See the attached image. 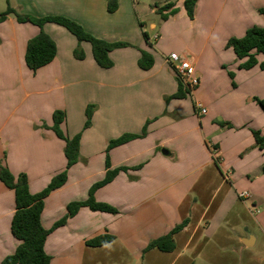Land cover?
<instances>
[{"label": "crops", "instance_id": "crops-1", "mask_svg": "<svg viewBox=\"0 0 264 264\" xmlns=\"http://www.w3.org/2000/svg\"><path fill=\"white\" fill-rule=\"evenodd\" d=\"M7 1L0 0V14ZM9 1L23 15L64 17L98 39L130 45L114 50V66L103 69L88 43L49 23L44 31L55 41L57 56L33 72L25 55L40 28L14 15L0 23V164L15 176L26 174L30 192L38 194L67 167L66 143L52 130L54 113L65 112L61 128L69 138L81 136L78 163L68 170L66 184L45 199V229L66 216L70 203L87 200L91 187L105 178L111 141L147 130L110 150L111 169L129 170L95 193L96 201L119 212L81 208L47 238L51 264H160L167 257L178 264L187 255L190 264H264V149L253 134L264 136L258 103L264 71L241 69L245 60L226 46L252 27H264V0H197L194 18L185 0H174L177 12L165 11L167 20L159 8L169 0H115L114 12L109 0ZM77 48L84 60L75 58ZM142 51L155 59L150 70L139 67ZM172 53L191 60L200 78L184 99L172 98L179 90L168 62ZM257 59L263 62L264 55ZM88 107L93 114L85 128ZM14 213L15 192L0 182V264L20 243L11 230ZM185 219L173 252L145 251ZM105 233L115 239L87 246Z\"/></svg>", "mask_w": 264, "mask_h": 264}, {"label": "trees", "instance_id": "trees-1", "mask_svg": "<svg viewBox=\"0 0 264 264\" xmlns=\"http://www.w3.org/2000/svg\"><path fill=\"white\" fill-rule=\"evenodd\" d=\"M173 1L174 0H169L166 5L159 8V13L164 20H167L170 15H174L177 12V10L174 9L175 3ZM7 3V10L0 14V23L6 20L9 15H14L18 22L31 23L40 28V33L29 40L25 55L26 65L33 72L50 64L57 56V45L55 41L44 31V26L49 23L57 24L65 28L75 36L79 42L88 43L92 48L93 58L96 64L103 69H110L113 67L114 64L110 58V54L114 50L130 46L123 42L111 43L98 39L87 33L78 23L64 17L50 16L35 18L29 15H23L10 5L9 0ZM196 4L197 0H185L184 2L185 10L190 18H194ZM117 5V1L109 0V11L114 12L117 9ZM168 10H171L170 15L164 14V12ZM260 13L264 17V8L260 10ZM144 36L147 44H149L148 34L144 33ZM149 45L152 46L151 44ZM226 46L227 48L233 49L238 59L245 60V62L240 65L241 69L250 70L255 66H259L260 69L264 71V61L259 62L257 59L259 54L264 55V27H252L247 30L242 38H231ZM74 56L78 60H84L85 52L77 48L74 51ZM138 64L142 70H150L155 64V59L149 52L142 51ZM230 75L232 78L234 77L233 73H230ZM178 81L179 90L172 98L184 99L190 94V91L182 84L179 78ZM258 103L264 110V98L258 99ZM86 114L87 122L85 128H88L90 126L93 108L88 107ZM65 119L66 114L64 111H56L53 115L54 125L52 130L66 143L65 155L67 158V167L66 170L56 175L43 191L38 194H32L29 189V179L26 174L15 176L4 162L0 164V182H2L6 188L15 192V213L12 219L11 230L13 236L20 242L15 252L7 256L1 264H51L52 258L45 250L47 238L53 230L65 225L81 208L87 207L92 211H101L110 214H117L119 212L118 209L109 204L96 201L95 193L98 189L111 183L121 171L127 172L129 170L126 167L111 169L109 157L110 150L145 136L147 133L146 129L141 135L125 134L111 141L107 149V171L105 178L91 187L87 200L70 203L67 207L66 216L55 223L52 229L48 230L43 227L41 217L44 210L45 199L53 191L66 184L68 180V170L77 164L80 159L81 136L78 135L69 138L63 132L61 125ZM253 134L259 147L264 149V136L258 131H254ZM188 222V219H185L167 235L152 241L145 251L157 249L165 253L173 252L176 248L175 235L184 230ZM114 239L115 237L113 235L105 233L87 241V246L102 247L111 243Z\"/></svg>", "mask_w": 264, "mask_h": 264}, {"label": "built area", "instance_id": "built-area-1", "mask_svg": "<svg viewBox=\"0 0 264 264\" xmlns=\"http://www.w3.org/2000/svg\"><path fill=\"white\" fill-rule=\"evenodd\" d=\"M168 62L175 70L179 80L190 91V94H192L200 84V78L196 73L195 65L191 60L177 53L170 54ZM199 108L201 107L199 106ZM201 113L206 114L207 110L202 108ZM213 152L215 153L216 150H213ZM249 196V193H243L241 195L242 198H247Z\"/></svg>", "mask_w": 264, "mask_h": 264}, {"label": "rangeland", "instance_id": "rangeland-1", "mask_svg": "<svg viewBox=\"0 0 264 264\" xmlns=\"http://www.w3.org/2000/svg\"><path fill=\"white\" fill-rule=\"evenodd\" d=\"M86 45H88L89 47H91L89 44H86ZM121 50V49H120ZM120 50H115V51H120ZM114 56H115V54H114ZM116 58H117V55L115 56ZM111 58V57H110ZM111 60H112V62H113V64H115L114 63V60H113V58H111ZM116 60V62L118 63L119 62V60H120V57L119 58H117V59H115ZM114 66V65H113ZM212 149V148H211ZM214 150V149H213ZM188 257H189V255H187L186 257H183L180 261H179V263L178 264H181V263H185V264H187V263H191V261L188 259ZM166 258V257H165ZM194 262H195V264H208L210 261H208V260H206V259H195L194 260ZM214 262H216V263H218V264H221V262H222V264H232V261L231 260H228V259H223V260H214ZM171 262H170V258H166V259H164V261L163 262H161L160 264H170ZM131 264H133V263H131Z\"/></svg>", "mask_w": 264, "mask_h": 264}]
</instances>
